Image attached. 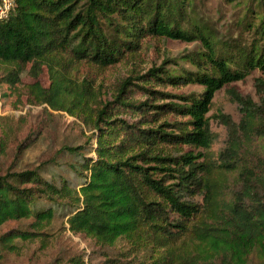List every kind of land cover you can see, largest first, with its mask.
<instances>
[{"label":"trees","instance_id":"obj_1","mask_svg":"<svg viewBox=\"0 0 264 264\" xmlns=\"http://www.w3.org/2000/svg\"><path fill=\"white\" fill-rule=\"evenodd\" d=\"M242 3L248 43L215 34L195 0H14L0 19V88L92 132L58 150L72 158L69 176L46 178L43 165L0 173V226L33 220L0 233V247L43 234L62 211L74 234L102 247L122 241L99 264H264V78H254L256 99L234 84L264 74V0ZM150 37L198 40L202 49L181 56L191 68L165 59L104 90L96 71L132 62ZM44 67L48 86L36 79ZM24 73L35 80L24 84ZM188 84L201 90H165ZM222 88L238 120L208 115ZM212 118L226 129L216 152Z\"/></svg>","mask_w":264,"mask_h":264},{"label":"rangeland","instance_id":"obj_2","mask_svg":"<svg viewBox=\"0 0 264 264\" xmlns=\"http://www.w3.org/2000/svg\"><path fill=\"white\" fill-rule=\"evenodd\" d=\"M246 0H195V13L219 37L228 40L250 42L252 36L248 30L239 26L238 18L244 14L241 8ZM198 40L182 41L173 38H146L140 55L132 62H122L105 70L96 71L98 81L104 90L110 89L111 82L129 75L131 71L144 72L152 65H159L165 59H176L185 68L191 65L181 56L201 50ZM2 70L0 69V75ZM264 74L254 70L243 80L234 82L237 88L256 99L254 78ZM42 85L48 86L50 71L44 67L36 78ZM35 78L27 73L21 75V82L30 83ZM2 88V89H1ZM0 88V173L21 171L40 167V173L52 177V172L69 176L66 164L72 159L68 154L58 151L63 145L84 144L91 132L83 123L63 111H54L45 105L29 104L22 96L17 101L16 95L10 94L7 84ZM173 93L200 91L198 84H188L179 88L168 87ZM168 101V100H167ZM14 104L17 105L14 106ZM221 111L234 120L239 119L235 103L231 102L226 88L217 91L208 115ZM120 116L128 115L120 114ZM211 129L217 139L211 149L216 152L224 145L226 129L215 118L210 120ZM27 136L30 144L20 153L17 147ZM53 163H48V162ZM63 212L57 213L43 230V234L30 238H15V247H0V264H99L104 254L114 253L122 241L115 247H102L92 238L74 234L68 229ZM32 217L9 220L0 226V233L10 228L30 229Z\"/></svg>","mask_w":264,"mask_h":264},{"label":"built area","instance_id":"obj_3","mask_svg":"<svg viewBox=\"0 0 264 264\" xmlns=\"http://www.w3.org/2000/svg\"><path fill=\"white\" fill-rule=\"evenodd\" d=\"M14 7V0H0V19L6 18Z\"/></svg>","mask_w":264,"mask_h":264}]
</instances>
